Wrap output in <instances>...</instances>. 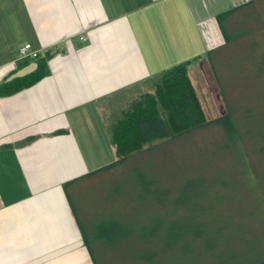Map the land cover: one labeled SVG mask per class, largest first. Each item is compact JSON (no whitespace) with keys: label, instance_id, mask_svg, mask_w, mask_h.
Returning <instances> with one entry per match:
<instances>
[{"label":"crops","instance_id":"1","mask_svg":"<svg viewBox=\"0 0 264 264\" xmlns=\"http://www.w3.org/2000/svg\"><path fill=\"white\" fill-rule=\"evenodd\" d=\"M243 1L0 0V79L19 45L51 52L46 74L0 95V264H93L68 195L114 159L125 104L220 44L215 14Z\"/></svg>","mask_w":264,"mask_h":264},{"label":"trees","instance_id":"2","mask_svg":"<svg viewBox=\"0 0 264 264\" xmlns=\"http://www.w3.org/2000/svg\"><path fill=\"white\" fill-rule=\"evenodd\" d=\"M251 1L237 3L215 14L222 42L209 49L202 59L209 62L220 86H226V81L223 80L219 62L211 53L230 39V27L234 28L238 23V30L246 31L239 26H243L240 23L247 17L245 12H250L246 8ZM237 33L233 39L242 34ZM50 54L48 50L42 53L36 51L31 57L18 58L12 72L28 63H32L33 67L23 75L7 78L10 72L0 79V95L26 87L46 74ZM262 59L263 56L252 58L257 74L249 77L248 82L255 86L257 80L264 76L258 72L264 65ZM190 60L179 61L151 76L147 86L125 104L119 116L109 125L108 139L114 159L88 173L92 178V174L101 173L116 164L131 162L129 178L137 181L138 198L147 203L150 201L153 213L128 230H124L129 225L126 220L108 217L105 221L116 220L122 229L101 233L104 229L101 222H94L93 217L83 210L85 205L68 195L82 242L93 264L97 263L91 240L100 243V249L102 244L106 247V244L110 245L106 242L116 237L127 240L133 235L138 239L136 249L128 247L126 259H121L118 264H193L199 256L215 264H264V212L256 208L261 202L251 199L264 196V163L261 160L256 165L250 158L245 129L252 119L248 111L252 105L244 109L235 101H230L232 114L227 105L224 114L206 118L187 74ZM213 128L218 132L214 140L223 139L221 151L234 156L237 175L218 169L208 172L206 167H198L200 170L185 175L179 184L165 186L141 168L142 162L149 160L151 152L162 149L164 145L177 144L183 138L192 140L198 133L212 135ZM98 178L102 180L100 175ZM241 184H245L247 193L243 194L242 204L234 205L233 201L226 199L224 192ZM95 189L98 191L99 187Z\"/></svg>","mask_w":264,"mask_h":264},{"label":"rangeland","instance_id":"3","mask_svg":"<svg viewBox=\"0 0 264 264\" xmlns=\"http://www.w3.org/2000/svg\"><path fill=\"white\" fill-rule=\"evenodd\" d=\"M246 10L250 12H245L247 17L240 23L243 26H239L240 29L245 28L246 31H239L238 23L234 25V28L230 27V39L211 53L213 58L219 62L226 86L223 84L220 86L217 83L209 62L205 58L188 65L187 74L193 83L206 118H213L227 112L230 101H235V104L244 109L252 105L248 110L252 114V119L249 120L245 129H247L246 135L249 139L248 150L252 157L249 156L256 165H259L261 160L264 163V76L257 80L256 86L248 80L249 77H254L255 73L257 74L256 64L252 58L264 57V0H252ZM237 32L242 33L241 36L233 39L235 34H239ZM262 63L264 64L263 59ZM258 72L264 75V65ZM230 107L229 112L232 114L233 110ZM243 129L244 127L241 128ZM212 130L214 132L212 135L198 133L192 140L183 138L177 144L164 145L162 149L151 152L149 160L143 161L141 168L153 174L159 179L160 184L165 186L179 184L185 175L200 170L198 167H206L208 172L218 169L237 175L234 156L227 151H221L223 139L214 140L218 132L215 128ZM130 163L116 164L102 171L99 175L103 181H90L89 185L83 183L82 186L87 189L73 193L78 199L77 203L85 205L83 210H86L89 217H93L96 223L101 222L104 228L101 233L122 229L116 220L105 221L108 217L126 220L129 225L124 230H128L131 227L135 228L136 222L142 221L147 215L150 216L153 213L152 203L138 198L137 181L129 178ZM244 185L227 189L224 192L226 199L233 201L234 205L242 204L243 194L247 193ZM96 186L99 187L98 191L95 190ZM248 197L251 196L248 195ZM251 199L260 201L261 204L258 203L256 208L261 213L264 212V196L251 197ZM98 212H100L99 216ZM96 243L90 241L97 264H118L121 259H126L128 247L136 249L138 239L135 235L127 240L116 237L111 242H106L110 245L106 244L105 247L102 244L100 249L98 248L100 243ZM193 264L215 263L211 260H203V257L199 256Z\"/></svg>","mask_w":264,"mask_h":264},{"label":"built area","instance_id":"4","mask_svg":"<svg viewBox=\"0 0 264 264\" xmlns=\"http://www.w3.org/2000/svg\"><path fill=\"white\" fill-rule=\"evenodd\" d=\"M17 51H18V58L31 57L36 53V51L30 47L29 43H23L19 45Z\"/></svg>","mask_w":264,"mask_h":264},{"label":"water","instance_id":"5","mask_svg":"<svg viewBox=\"0 0 264 264\" xmlns=\"http://www.w3.org/2000/svg\"><path fill=\"white\" fill-rule=\"evenodd\" d=\"M32 68V63H29L28 65H25L21 68L16 69L14 72L8 75L7 78H12L15 76H20L28 72Z\"/></svg>","mask_w":264,"mask_h":264}]
</instances>
